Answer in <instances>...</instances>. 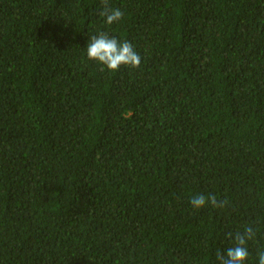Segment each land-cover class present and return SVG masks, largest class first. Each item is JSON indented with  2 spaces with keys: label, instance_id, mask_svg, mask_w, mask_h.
<instances>
[{
  "label": "trees",
  "instance_id": "16d2710c",
  "mask_svg": "<svg viewBox=\"0 0 264 264\" xmlns=\"http://www.w3.org/2000/svg\"><path fill=\"white\" fill-rule=\"evenodd\" d=\"M107 5L0 0V264H219L248 226L258 264L264 0ZM101 32L140 66L89 60Z\"/></svg>",
  "mask_w": 264,
  "mask_h": 264
},
{
  "label": "clouds",
  "instance_id": "9594fccd",
  "mask_svg": "<svg viewBox=\"0 0 264 264\" xmlns=\"http://www.w3.org/2000/svg\"><path fill=\"white\" fill-rule=\"evenodd\" d=\"M104 10L100 13L109 25L120 21L123 13L120 9H113L107 5V0H103ZM87 58L98 62L109 72H116L121 66L138 68L141 64V56L127 40H118L101 32L93 35L86 47ZM193 208L199 210L207 205L213 208H224L228 200H217L216 196L197 194L190 198ZM232 235L231 233L229 234ZM255 231L252 226L245 227L243 231H238L234 236V246L229 247L226 253L217 252L219 264H246L249 258L248 241L253 240ZM258 264H264V249L257 252Z\"/></svg>",
  "mask_w": 264,
  "mask_h": 264
}]
</instances>
